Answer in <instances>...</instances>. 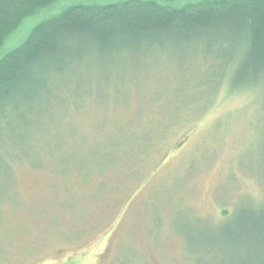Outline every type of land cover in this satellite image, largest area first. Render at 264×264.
<instances>
[{
  "label": "rangeland",
  "instance_id": "obj_1",
  "mask_svg": "<svg viewBox=\"0 0 264 264\" xmlns=\"http://www.w3.org/2000/svg\"><path fill=\"white\" fill-rule=\"evenodd\" d=\"M75 2L38 11L3 53ZM235 52L92 57L9 113L0 264H264V80L232 90Z\"/></svg>",
  "mask_w": 264,
  "mask_h": 264
},
{
  "label": "trees",
  "instance_id": "obj_2",
  "mask_svg": "<svg viewBox=\"0 0 264 264\" xmlns=\"http://www.w3.org/2000/svg\"><path fill=\"white\" fill-rule=\"evenodd\" d=\"M67 1L0 0V127L77 62L145 47L231 44L237 46L231 89H254L264 80V0H77L3 53L26 20Z\"/></svg>",
  "mask_w": 264,
  "mask_h": 264
}]
</instances>
